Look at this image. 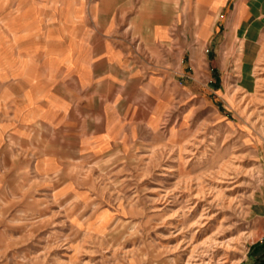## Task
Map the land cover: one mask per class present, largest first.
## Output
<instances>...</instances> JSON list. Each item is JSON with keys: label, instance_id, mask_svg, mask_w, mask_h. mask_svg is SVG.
Instances as JSON below:
<instances>
[{"label": "rangeland", "instance_id": "obj_1", "mask_svg": "<svg viewBox=\"0 0 264 264\" xmlns=\"http://www.w3.org/2000/svg\"><path fill=\"white\" fill-rule=\"evenodd\" d=\"M74 2L0 0V264H242L264 247V18L203 45L179 0L176 53L124 72Z\"/></svg>", "mask_w": 264, "mask_h": 264}, {"label": "crops", "instance_id": "obj_2", "mask_svg": "<svg viewBox=\"0 0 264 264\" xmlns=\"http://www.w3.org/2000/svg\"><path fill=\"white\" fill-rule=\"evenodd\" d=\"M178 5L179 0H75L74 6L88 7L75 20L99 24L97 30L101 40L106 43L107 63L113 70L125 72L130 69L128 65L132 64L131 55L160 58L176 53V23L181 15ZM184 6L187 16L185 22L196 24V38L203 45L209 44L213 25L217 22L258 23L264 18V0H185ZM132 68L136 69V66ZM110 83L109 93L114 97L120 98L127 94L124 91L126 83ZM93 84L97 82L82 85V89H85L82 91L98 95L86 89ZM74 106L77 107L76 102ZM262 247L252 248L251 254L242 264H264Z\"/></svg>", "mask_w": 264, "mask_h": 264}]
</instances>
